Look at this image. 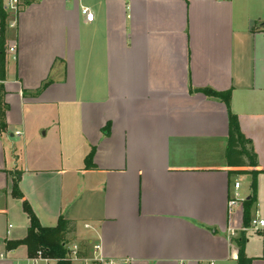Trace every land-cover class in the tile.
<instances>
[{
  "label": "crops",
  "instance_id": "obj_1",
  "mask_svg": "<svg viewBox=\"0 0 264 264\" xmlns=\"http://www.w3.org/2000/svg\"><path fill=\"white\" fill-rule=\"evenodd\" d=\"M10 16L0 264H29L26 245L7 247L30 225L17 172L43 226L71 221L69 242L132 264H238L245 207L230 199L252 178L231 172L227 105L197 90L231 92L264 217V0H23ZM247 234L264 264V232Z\"/></svg>",
  "mask_w": 264,
  "mask_h": 264
},
{
  "label": "trees",
  "instance_id": "obj_2",
  "mask_svg": "<svg viewBox=\"0 0 264 264\" xmlns=\"http://www.w3.org/2000/svg\"><path fill=\"white\" fill-rule=\"evenodd\" d=\"M28 3V2H25ZM10 12L3 6V0H0V79L6 77V63L8 51V30L10 27ZM49 84L45 82L42 88ZM207 95L221 99L228 107L229 110V143L227 148V157L229 160L232 173L249 174L251 175V189L252 193L249 198L244 200L245 214L244 224L248 227L251 223L252 208L258 199V177L263 172L259 168L258 156L252 146V141L242 132L238 116L232 111L231 106V92L230 91H215L210 89H198ZM3 99V85H0V118L2 115V106L4 105ZM0 126L6 127L5 122L0 119ZM94 151L86 157V168L91 169L95 166L93 162ZM18 172L15 174L13 184V195L23 200V208L28 214L30 225L26 237L19 240L7 241L9 249L17 248L21 245H26L28 249L29 258L35 257L41 252L44 258L57 260V264H72L67 259L69 232L71 229V221L61 216L57 225L43 226L40 223L38 216L32 208L30 202L25 199L23 192L19 186ZM232 240L238 246V264H252L253 258L249 257L246 252L248 242V234L246 230H241L237 238ZM87 247L85 243L82 244ZM89 247V246H88Z\"/></svg>",
  "mask_w": 264,
  "mask_h": 264
},
{
  "label": "built area",
  "instance_id": "obj_3",
  "mask_svg": "<svg viewBox=\"0 0 264 264\" xmlns=\"http://www.w3.org/2000/svg\"><path fill=\"white\" fill-rule=\"evenodd\" d=\"M23 5V0H3L4 8L12 13L18 14L19 10ZM82 14L85 15L87 21L94 20V12L91 11L89 7L83 6L81 9ZM15 22H11L10 26H14ZM241 183L237 181L235 183V192L232 198L230 199V211H233V208L242 204L245 198H242L240 195ZM243 230L249 231H263L264 232V217L260 216L259 214H255L252 219L251 223L248 227H244ZM88 246H83L78 241H72L68 244V255L67 259L70 260L72 263H80V264H132L130 259L122 258V259H115V258H108L103 254L102 250V243L101 242H94L92 244H87ZM29 264H40V262H50V258H44L41 255V252L38 253L37 256L31 257L28 259Z\"/></svg>",
  "mask_w": 264,
  "mask_h": 264
},
{
  "label": "rangeland",
  "instance_id": "obj_4",
  "mask_svg": "<svg viewBox=\"0 0 264 264\" xmlns=\"http://www.w3.org/2000/svg\"><path fill=\"white\" fill-rule=\"evenodd\" d=\"M241 182H242V189L240 191V195L242 198H246L247 197V193L249 191V183L247 181V178L245 176H239ZM250 233H254V232H250ZM257 238V237H256ZM51 264H55L54 262H52ZM74 264H80V263H74Z\"/></svg>",
  "mask_w": 264,
  "mask_h": 264
},
{
  "label": "water",
  "instance_id": "obj_5",
  "mask_svg": "<svg viewBox=\"0 0 264 264\" xmlns=\"http://www.w3.org/2000/svg\"><path fill=\"white\" fill-rule=\"evenodd\" d=\"M258 26L264 28V20H260V21L258 22Z\"/></svg>",
  "mask_w": 264,
  "mask_h": 264
}]
</instances>
